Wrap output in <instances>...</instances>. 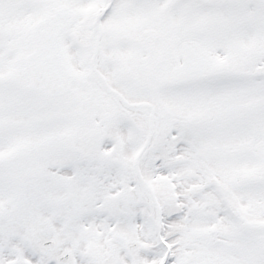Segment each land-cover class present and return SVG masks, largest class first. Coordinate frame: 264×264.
<instances>
[{
    "label": "snow or ice",
    "instance_id": "obj_1",
    "mask_svg": "<svg viewBox=\"0 0 264 264\" xmlns=\"http://www.w3.org/2000/svg\"><path fill=\"white\" fill-rule=\"evenodd\" d=\"M0 264H264V0H0Z\"/></svg>",
    "mask_w": 264,
    "mask_h": 264
}]
</instances>
